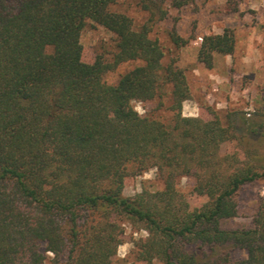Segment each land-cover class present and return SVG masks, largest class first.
I'll return each instance as SVG.
<instances>
[{
  "label": "trees",
  "instance_id": "16d2710c",
  "mask_svg": "<svg viewBox=\"0 0 264 264\" xmlns=\"http://www.w3.org/2000/svg\"><path fill=\"white\" fill-rule=\"evenodd\" d=\"M118 0H0V264H111L124 221L148 232L136 244L147 263L264 264V205L254 227L225 228L238 214L243 186L264 178V119L245 115L223 124L183 115L190 98L184 69L164 64L151 36L170 8L193 0H140L148 19L136 27ZM89 24L113 32L116 52L83 60ZM177 46L187 43L170 31ZM230 29L202 37L198 58L233 54ZM127 61L141 64L110 83L105 74ZM172 89L173 122L142 115L135 101ZM240 121L241 129L237 122ZM238 149L222 154L228 141ZM157 169L165 187L124 194L125 181ZM195 177L207 202L191 208L177 187Z\"/></svg>",
  "mask_w": 264,
  "mask_h": 264
},
{
  "label": "rangeland",
  "instance_id": "374dc122",
  "mask_svg": "<svg viewBox=\"0 0 264 264\" xmlns=\"http://www.w3.org/2000/svg\"><path fill=\"white\" fill-rule=\"evenodd\" d=\"M114 8L131 17L136 27L147 22L148 13L140 0H118ZM176 28L187 40L177 46L170 31ZM230 29L236 36L233 54L215 55L213 67H208L198 58L202 37L211 33H223ZM151 36L159 39L166 52L164 64L176 62L187 77L190 98L183 103V115L203 120L220 119L225 125L245 115L250 119H264V0H193L182 7L170 8L169 17L153 25ZM83 60L93 63L101 55L111 59L116 52L115 34L99 24H89L82 33ZM141 64L127 61L105 74L110 83L118 82L121 75ZM170 83H164L159 95L147 101H135V108L166 123H172V92ZM239 120V119H238ZM241 129L240 121L237 122ZM238 140L228 141L221 148L222 154L238 149ZM195 177L179 179L178 189L188 199L191 208L207 202V196L195 191ZM165 187L157 169L152 168L140 175H132L125 181L124 194L135 196L143 190L159 191ZM238 214L222 221L225 228L248 229L254 227V218L264 205V178L250 182L240 189L237 197ZM125 232L121 243L112 256L111 264H164L159 259L147 263L138 257L136 242L146 238L148 232L124 221ZM46 264L54 256L48 253ZM246 251L236 248L231 251V263L239 264Z\"/></svg>",
  "mask_w": 264,
  "mask_h": 264
}]
</instances>
